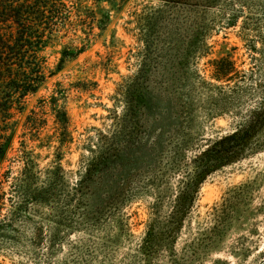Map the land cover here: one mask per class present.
<instances>
[{
    "label": "rangeland",
    "instance_id": "374dc122",
    "mask_svg": "<svg viewBox=\"0 0 264 264\" xmlns=\"http://www.w3.org/2000/svg\"><path fill=\"white\" fill-rule=\"evenodd\" d=\"M233 15L237 16L236 24L228 26V19ZM197 31L205 35L207 45H212L211 54L183 64V47ZM93 33L98 34V29ZM145 39L152 43L148 61L143 46ZM67 41L68 38H64L62 42ZM250 46L256 50L252 52ZM59 47L55 45L44 52L50 70L59 57ZM218 52L231 56L237 70L249 69L251 57H256L262 63L258 68L264 71V0H218L214 5L198 0H126L106 29L87 43L84 52L67 60L60 72L49 76L36 94L27 98L26 110L27 113L34 110L37 118L46 121L39 131L40 137L51 133L52 116L47 101L52 92L58 97V107L66 110L72 143L61 151V165L71 185L78 178L76 172L83 170L89 154L87 147L96 146L99 134H131L134 139L146 135L141 123L133 129L136 120L125 115L129 112L137 116L133 104L134 85L140 93L153 90L174 96L186 92L189 83L185 78L188 77L193 108L178 141L184 146L176 159H172L176 166L168 171L165 167L170 160L161 156L165 167L156 172L154 191L148 186L127 203L124 193L110 200L101 215L89 216L84 212L85 202L80 199V192L76 193V200L69 203L68 190L61 187L63 203H51L48 208L40 209L37 217L17 221L14 227L17 234L8 231L1 234L0 264H162L167 260L171 253L162 247L157 246L149 255L137 253L136 248L147 223L155 221L158 230L166 222L180 178L178 165L195 154L203 138L229 131L235 120L234 110L250 107L257 97L252 87L247 97H238V91L233 93L232 112L222 116L207 114L204 104L201 105L204 94L196 86L198 75L208 79L206 62ZM144 62L147 72L138 82L134 75L140 72ZM229 86L237 91L234 82ZM41 99L46 103H39ZM19 119L22 122L23 116ZM126 119L129 120L123 124ZM21 133L19 123L12 150L7 153V158L11 159L4 161L2 167L9 169L11 176L17 175L21 163L12 158L19 147L18 141L23 140L24 150L32 152L35 163V185L40 186L45 169L53 165L55 142L39 148V141H30L29 133L22 138ZM164 151V154H172L173 144L165 145ZM141 176L145 177L141 174L138 178ZM9 189L8 183H4V190L9 192ZM154 199L156 208L153 210ZM219 208L223 210V222L217 218ZM39 218L48 219L41 222ZM37 222L46 239L38 248L31 249L27 241L34 235L33 225ZM207 226H212L211 234L219 238L217 249L207 253L197 251L184 259L192 264H264V149L207 176L199 187L175 249L192 238L198 229ZM50 231L64 237L51 254L52 248L46 242ZM31 250L34 260L29 258Z\"/></svg>",
    "mask_w": 264,
    "mask_h": 264
},
{
    "label": "trees",
    "instance_id": "16d2710c",
    "mask_svg": "<svg viewBox=\"0 0 264 264\" xmlns=\"http://www.w3.org/2000/svg\"><path fill=\"white\" fill-rule=\"evenodd\" d=\"M198 1L214 5L218 0ZM125 3L126 0H0V236L7 231L17 234L14 228L17 221L36 216L40 209L48 208L51 203H63L59 193L61 187L68 190L66 200L69 203L74 202L76 193L80 192V199L85 202L84 212L89 216L101 215L102 208L110 200L124 193L128 197L125 199L127 203L136 199L148 186L154 191L156 172L163 171L165 167L161 156L165 155L170 160L165 167L168 171L175 168L174 160L181 146H184L178 142L179 137L186 129L184 124L189 123L188 117L193 108L189 95L192 85L188 77L185 78L189 83L186 92L174 96L153 90L140 93L134 85L133 104L137 116L129 112L125 115L136 120L133 129L141 123L146 135L134 139L131 134H99L96 146L87 147L89 154L83 163V170L76 172L78 178L71 185L68 184V173L61 165V151L72 143L66 110L58 107V97L52 92L47 101L52 116L51 133L42 137L39 131L46 121L37 118L34 110L28 113L26 110L27 98L36 94L49 76L60 72L67 60L84 52L87 43L106 29ZM236 17L231 16L227 25H235ZM94 29H98L99 33L94 34ZM195 35L183 47V64L211 54L212 45L205 43V35L200 31ZM64 38H68V41L62 42ZM76 42L78 45L73 44ZM55 45L60 46L59 57L50 70L44 52ZM143 46L148 61L152 43L145 39ZM253 49L250 46L249 50L254 52ZM251 60L249 69L237 70L231 56L218 52L206 62L208 79L198 75L196 89L204 94L201 105L204 104L210 116L232 112L233 93L239 91L238 97H247L252 87L257 97L250 107L242 111L234 110L235 120L229 131L203 138V144L195 154L178 165L180 178L166 222L158 230L155 221L147 223L137 243V253L149 255L158 246L171 253L162 264H192L184 258L195 255L197 251L207 253L217 249L219 238L211 234L212 226L198 229L178 250L175 245L182 227L186 226L199 187L207 176L264 149V71L258 68L262 63L256 57L252 56ZM141 66L137 73L139 76L134 75L138 82L147 72V63ZM232 82L237 91L229 86ZM42 101L46 103L44 99L39 103ZM21 116L22 122L19 119ZM128 120L122 123L126 124ZM19 123L22 126L20 137L29 133L30 141H39L37 147H49L51 142H55L53 165L45 169L40 186L35 185V163L32 152L24 150L23 140L18 141L19 147L14 150L16 155L12 158L21 163L17 175L11 176V171L2 167L4 161L11 159L7 158V153L12 150V140ZM169 143L173 144V153L167 155L164 148ZM141 174L145 177L138 178ZM4 183H8L9 192L4 190ZM17 197L19 199L15 200ZM155 205L154 199L151 209L154 210ZM222 212V208H219L217 218L220 222L224 220ZM48 218L39 220L43 222ZM32 234L27 243L31 249H35L46 239L38 222L34 223ZM63 239L57 232H49L46 242L52 248L50 254ZM32 254L31 250L29 258L34 260Z\"/></svg>",
    "mask_w": 264,
    "mask_h": 264
}]
</instances>
